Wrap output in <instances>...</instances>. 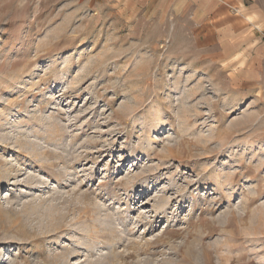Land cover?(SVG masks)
I'll use <instances>...</instances> for the list:
<instances>
[{"label":"rangeland","instance_id":"1","mask_svg":"<svg viewBox=\"0 0 264 264\" xmlns=\"http://www.w3.org/2000/svg\"><path fill=\"white\" fill-rule=\"evenodd\" d=\"M221 53L183 18L0 0V264H264V60Z\"/></svg>","mask_w":264,"mask_h":264},{"label":"crops","instance_id":"2","mask_svg":"<svg viewBox=\"0 0 264 264\" xmlns=\"http://www.w3.org/2000/svg\"><path fill=\"white\" fill-rule=\"evenodd\" d=\"M136 16L147 11L158 16L183 18L194 27L211 35L221 56L234 64L259 65L264 60V43H260L253 24L264 28V11L246 0H103ZM251 1V0H250ZM236 10V11H234ZM232 61V62H233Z\"/></svg>","mask_w":264,"mask_h":264}]
</instances>
